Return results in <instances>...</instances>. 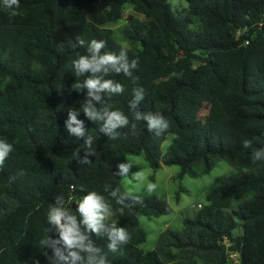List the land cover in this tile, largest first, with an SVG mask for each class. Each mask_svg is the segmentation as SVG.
Listing matches in <instances>:
<instances>
[{"label":"trees","instance_id":"trees-1","mask_svg":"<svg viewBox=\"0 0 264 264\" xmlns=\"http://www.w3.org/2000/svg\"><path fill=\"white\" fill-rule=\"evenodd\" d=\"M185 1L181 11L170 0H20L14 17L0 9V140L12 145L0 164V264H48L51 248L41 241L59 235L49 232V206L61 196L75 213V202L92 191L113 210L107 223L115 220L130 234L116 253L106 236L90 234L108 264H228L231 254L240 264H264V160L252 157L264 150V0ZM127 5L145 17L130 14L122 28L129 60L138 64L131 77H106L125 90L103 102L123 111L129 124L113 138L101 131L103 121L81 112L94 155L80 165L74 153L85 154L86 137L77 140L65 128L68 111H82L86 99V90L72 88L70 62L87 51L76 39L103 40L102 52L119 55L124 45L109 26ZM137 87L145 90L138 110L168 120L162 135L134 120L129 102ZM200 106L208 108L204 119L192 114ZM141 154L153 169L180 166V179L207 174L218 160L248 171L220 179L182 230L163 231L156 248L145 251L140 218L172 207L162 196L125 190L122 180L135 169L121 177L119 165ZM117 188L127 194L123 205L110 196Z\"/></svg>","mask_w":264,"mask_h":264},{"label":"clouds","instance_id":"clouds-1","mask_svg":"<svg viewBox=\"0 0 264 264\" xmlns=\"http://www.w3.org/2000/svg\"><path fill=\"white\" fill-rule=\"evenodd\" d=\"M19 4L20 0H0V9L6 10L10 17H14L18 14ZM76 44L81 47L86 46L87 51L85 54H78L70 62V71L77 78L72 88L77 91L86 90V99L82 105V111H68L65 128L69 135L76 137L77 140L86 137L83 144L85 154L81 156L77 151L74 156L78 164L89 165L90 157L94 155V149L91 147L94 138L87 134L85 122L78 119V116L83 112L85 117L91 121H103L101 131L114 138L116 135L114 130L127 126L129 118L123 111L114 110L111 105L103 102L104 95L110 99L115 95L123 94L125 90L120 82L106 77L110 74L119 75L121 73L131 77L132 72L137 68L138 61L136 59L129 60L126 46L121 47L119 55H117L112 52H102V49L105 48L103 40L92 39L86 42L77 37ZM82 76L86 78L80 82L78 78ZM132 96L129 108L134 120L145 121L147 130L154 132L157 136L166 132L170 125L163 115L144 113L138 110V105L145 97L144 88H134ZM97 103L100 104L99 108ZM133 128H135V124H133ZM243 147L251 148V142L245 140ZM11 151L12 145L0 140V164ZM252 157L254 161L264 160V150L254 151ZM132 166L131 161L120 164L117 174L121 177L126 176ZM134 179L142 181L143 173L137 172ZM153 188L154 185H149L147 190L151 192ZM110 196L115 198L116 204L119 205H123L127 199V194L120 193L118 188L113 189ZM75 203L76 208L73 213L69 207L65 206L66 201L63 197L57 196L55 203L48 208L46 220L50 226L49 232L59 233L56 239H52L49 235L41 241L42 247L51 248V253L47 252L48 264H108L106 254L94 244L90 239V234L106 236L108 251L116 253L122 246L128 244L129 232L115 220H112L110 224L107 223L113 213L110 211V204L97 192H89ZM60 245L63 248L59 247Z\"/></svg>","mask_w":264,"mask_h":264},{"label":"rangeland","instance_id":"rangeland-1","mask_svg":"<svg viewBox=\"0 0 264 264\" xmlns=\"http://www.w3.org/2000/svg\"><path fill=\"white\" fill-rule=\"evenodd\" d=\"M170 2L175 11H181L188 6L185 0H170ZM130 14L140 20L145 18L144 15L136 13L130 5H127L124 10V16L114 25L109 26L114 30L116 39L127 47L130 46V43L125 39L122 28L127 23L126 17ZM192 114L196 118L204 119L208 114V108L206 106L196 107L193 109ZM172 139L173 134H169L163 142V153L167 151ZM127 161H131L133 163L132 168L135 169L131 175L126 176L122 180L127 193L143 196L159 195L172 207V211L169 214L159 217L142 216L140 218V224L147 233L145 242L140 245L145 251L156 248L159 236L163 231L167 229L182 230L184 220L193 218L201 206L208 203L206 199L207 193L220 179L230 177L240 171H248V169H238L226 160H218L209 173L198 176L187 174L180 179L178 174L181 168L178 165H163L158 169H153L143 154L127 155ZM137 172L143 173L142 181L134 179ZM149 185H154L151 192L147 190ZM233 206L235 207L236 204L234 203ZM110 211L113 213L112 208H110ZM241 232L242 228H237L234 231L235 234H240ZM228 264H240L239 254H231Z\"/></svg>","mask_w":264,"mask_h":264},{"label":"water","instance_id":"water-1","mask_svg":"<svg viewBox=\"0 0 264 264\" xmlns=\"http://www.w3.org/2000/svg\"><path fill=\"white\" fill-rule=\"evenodd\" d=\"M74 206H75V204H74Z\"/></svg>","mask_w":264,"mask_h":264}]
</instances>
